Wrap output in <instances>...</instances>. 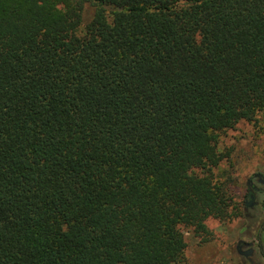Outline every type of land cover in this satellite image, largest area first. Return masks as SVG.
<instances>
[{
    "label": "trees",
    "instance_id": "1",
    "mask_svg": "<svg viewBox=\"0 0 264 264\" xmlns=\"http://www.w3.org/2000/svg\"><path fill=\"white\" fill-rule=\"evenodd\" d=\"M262 110L264 0H0V264L182 262Z\"/></svg>",
    "mask_w": 264,
    "mask_h": 264
},
{
    "label": "rangeland",
    "instance_id": "2",
    "mask_svg": "<svg viewBox=\"0 0 264 264\" xmlns=\"http://www.w3.org/2000/svg\"><path fill=\"white\" fill-rule=\"evenodd\" d=\"M85 8L83 25L92 12ZM218 150L227 157L214 168V177L228 189L237 214L208 218L205 238L182 227L186 248L178 264H264V110L223 132Z\"/></svg>",
    "mask_w": 264,
    "mask_h": 264
},
{
    "label": "flooded vegetation",
    "instance_id": "3",
    "mask_svg": "<svg viewBox=\"0 0 264 264\" xmlns=\"http://www.w3.org/2000/svg\"><path fill=\"white\" fill-rule=\"evenodd\" d=\"M252 198V196H250Z\"/></svg>",
    "mask_w": 264,
    "mask_h": 264
}]
</instances>
